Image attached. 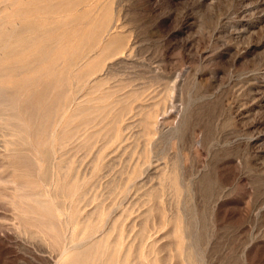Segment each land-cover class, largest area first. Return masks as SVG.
<instances>
[{
  "label": "rangeland",
  "instance_id": "374dc122",
  "mask_svg": "<svg viewBox=\"0 0 264 264\" xmlns=\"http://www.w3.org/2000/svg\"><path fill=\"white\" fill-rule=\"evenodd\" d=\"M94 2H102L101 7L108 9L104 32L122 33L123 45L128 46L124 53L107 58L101 65L97 76L104 83L96 93L112 89L108 101L115 102L127 91L141 87L143 93L138 102L152 103L151 106L155 104L156 108L160 105V120L154 133L138 136L140 126L134 121L139 114L129 112L122 120L126 138L122 146L104 143L97 137L100 140L95 139L88 149L81 146L82 138L77 136L59 147L54 155L49 145L43 147L38 143V151L36 149L35 142L41 132L38 123L41 119H38L42 113L40 110L37 113L35 96L29 99V94L25 97L28 101L17 99L19 109L6 110L7 113L0 107V264H56L62 248L74 244L72 232L76 231L77 238H83L87 232L84 219L98 205L107 210L104 215L107 221L96 220L101 228L104 225V229L110 227L112 219L114 222L118 219L119 229L127 227L125 244L120 251L117 248L115 257L133 245L132 253L144 250V260L148 264L155 259L161 264H264V0ZM49 24L46 27L56 26L51 23L52 27H49ZM35 27L38 32L37 23ZM34 32L29 33L31 38L41 35V32ZM106 36H109L108 32ZM17 65H14L16 69L11 66L13 70L2 69L0 74L6 72V78L11 77L13 84L21 86L17 79L23 72H28L31 65ZM18 68L21 69L19 74ZM13 76L18 77L14 79ZM17 85L0 90V103L12 100ZM87 89L82 87L75 92L81 95ZM114 105L118 107L119 103L116 101ZM165 108H168L166 113ZM12 114L25 120L28 116V127H21L28 120L22 122L24 119L17 116L15 120ZM61 128L60 125L57 133ZM142 149L144 152L148 149L153 158L152 161L150 157L152 165L159 162L166 165L167 180L160 183L163 175L160 176L161 171L153 166L142 174L143 183L132 184L129 195H123L120 191L122 183L116 184L122 179H116L119 182L115 180L114 183L110 178H125L128 175L126 168L132 167L130 163L134 164L133 160H137ZM33 156L40 160L35 163ZM58 158L63 163L69 160L71 163L64 164L73 166H70L74 170L70 169L73 173L70 178L75 176L79 185L84 183V188L81 185L84 194L80 199L65 195L63 169L58 167L57 170ZM39 161L44 164L41 170ZM97 163L100 170L95 171ZM158 186L159 194L150 199L149 192ZM110 188L118 191L115 194ZM25 195L54 198L62 211L58 213L57 221H61L63 233H66L65 245L64 242L60 247L54 244L37 214L23 201ZM21 208L23 211L28 208L27 213ZM141 226L147 232L143 238L138 235ZM101 228L93 236L99 237ZM111 230V233L115 231ZM112 234V237L116 236V232ZM118 257L115 262L119 264L121 258ZM100 264H105V260Z\"/></svg>",
  "mask_w": 264,
  "mask_h": 264
},
{
  "label": "bare ground",
  "instance_id": "6f19581e",
  "mask_svg": "<svg viewBox=\"0 0 264 264\" xmlns=\"http://www.w3.org/2000/svg\"><path fill=\"white\" fill-rule=\"evenodd\" d=\"M94 1L95 0H0V73L2 74V69L5 71H6V69L8 70V68L13 70L14 65H17L19 63H21V67H25L26 65H31V68L27 70L28 72H26V73L23 72L21 74V76L19 77L20 79L19 78L17 79L18 76H15L17 81H19V84L21 85V86L17 85L18 83L16 82L17 83L16 85L19 87V88L17 87V89H16L17 92L15 91L14 88H10V89H14V91H15L14 93H16V94L13 95V93H12V95H13V98L15 96L16 99L12 98V100L9 99L10 102H7V101L3 102V103L1 102L0 107L2 108L3 112H4V110L5 111L6 110L13 111L12 109H15L17 107V102H18L17 99L23 100L21 98H24V100L28 101V99H25V97L26 98L29 97V94H30L29 99L31 98V96H35L37 98V107H38L37 113H38V110H40L42 113V114L40 113L42 117L38 119V120L41 119V121H40L41 123L38 122L39 124H41V125H39V126H41V132L39 133V138H38L39 140L37 139L38 141L35 142V143H37L36 144L37 145V148H36L37 151H38V147H39L38 145L39 144H42L43 147H44V145H49L51 152L55 155L57 150L59 151V147L64 146L65 143H67L68 141H71L72 139H74L77 136L82 138V139H80L81 140V146L84 148L90 147L93 144V141L95 139H99V138H102L104 140V143L110 142L111 145H115V146L119 147L120 145L122 146V144L124 143V141L126 139L124 136V132H123V130H124L123 128L125 127V125H124V123H122V120L127 113L134 112V115L139 114L138 115L139 118H137V120L134 121V123H136L137 125L140 126L138 128V129H140L138 131L139 135L137 134L138 136H140V135L144 136L145 134L148 136L152 132L154 133L155 132L154 131L155 126L158 123V121L160 120V119L158 120V116L160 114L159 111L161 110L160 105H159V107L156 105L159 108L158 109L155 107L154 103H153L154 106H151L152 103H147V104L142 103L141 104L138 102L137 99L140 98V96L143 93V90L140 89L141 87L139 89L135 88V89L129 90L124 94L122 93L123 95L121 96V98H118V100H116L117 104L119 103L118 107L116 105H114V103L116 101L115 102L111 101V100L108 101V98L110 97V95L113 92L112 89H107V90H105L99 94L96 93L97 89H99V87H101V85L104 83L103 82L104 80L97 76L98 70L100 69L101 65L105 62V60L107 58H109L111 56L118 55L120 53H124L128 49V46L123 45L124 44L123 43L124 36L122 35V33L115 32V31L113 33V32L107 31L109 36H106L107 32L106 33L104 32V28L106 27L105 26V24L107 22L106 19H108L107 17L109 16L108 12H107L108 9L104 8L105 9L104 10L103 6L101 7L102 2L99 3V2H94ZM36 20H37V22H36ZM36 23H37V30H38V32H41V33H39L41 35H39V37L37 36V37L31 38V36H29V33L32 31L37 32L35 30L36 29V27H35ZM47 23H50L49 27H50L51 23H55L56 26L52 27V25H51L52 28H48V27H46ZM17 25H19V26H17ZM108 30H109V28H108ZM38 32H37V34H38ZM26 33L28 35H25ZM14 61H17V64ZM11 66H13V68ZM18 67L20 68V66H18ZM14 69H16V67ZM18 69L16 71H18ZM20 70L21 69H19L18 74L20 73ZM22 70H24V69H22ZM9 73H7V74H9ZM1 74H0V90H3L5 88H7L9 90V87L12 85L14 86L15 84H13L14 82L11 79V77L6 78L5 77L6 74L5 75L3 74L4 76L3 75L2 76L5 77V79H7V80H5L4 78H2ZM10 75H11V73H10ZM15 77H14V79H15ZM82 87H84V88L87 87L88 89L86 90L85 93H82L81 95L77 94L76 92L79 91V88L81 89ZM7 89H6V91H8ZM124 90H125V88H124ZM2 94H4V93L2 92ZM135 100H137L136 103H134ZM157 102L158 101H155V103H157ZM19 105L20 104L18 103V107H17L18 109L20 107ZM31 108H32V105H31ZM167 109L168 108L164 109L165 113L167 112ZM27 110L25 109L26 112H27ZM5 113H7V111ZM15 114H17V112ZM27 114H28V112H27ZM17 115H13V117L15 116V120H16ZM56 115L58 117H56ZM18 118H20V117H18ZM21 118H22V116H21ZM21 118H20V120L24 119V118H22V119ZM27 118H28V116L26 117V120H28ZM5 119L8 120L7 117ZM10 119H11V116H10ZM74 119L77 121L73 123L72 121ZM26 120L24 119V120H22V122L26 121ZM3 121L4 120H2V122ZM20 122H18L19 127L21 125V124H19ZM29 122H30L29 120H28V122L27 121L25 123L23 122L21 127H23V128L28 127L27 123H29ZM33 122H32V124H33ZM0 123H1V121H0ZM11 124H12V122H11ZM131 124H132V122H131ZM13 125H15V124H13ZM60 125L62 126L61 131H60V133H57V131H58L57 129ZM31 126L33 128L34 124ZM32 128H30L29 131H31ZM37 128H36V130H37ZM22 130H25V129H22ZM26 130H28V129H26ZM12 131L14 133V130H12ZM17 131H15V132H17ZM29 131H28V133H29ZM134 133H133V135H134ZM22 134H24L23 131H22ZM27 135H29V134H27ZM27 135L24 136V138L25 137L27 138ZM15 136H17V135H15ZM21 136L22 135H20V136L18 135V137H20V139H23V138H21ZM97 137H99V138H97ZM10 140H11V138H10ZM29 140L31 141L32 139L30 138ZM16 141H18V139H16ZM18 142H20V141H18ZM28 144L29 143H27V145ZM34 147H35V145H34ZM102 148H103V146H102ZM145 148L143 147V149H145ZM39 149H40V151H42L41 148H39ZM143 149H142V152L139 151L140 152V153H138L139 157L138 158L136 157L137 160H135V161L133 160L134 164L131 165L132 162L130 163V166H132V167L130 169L126 168L127 170H125V172L128 171V175L126 174L127 175L126 176L123 173L126 176V177L124 176L125 178H122V177H120V178L119 177L118 178L112 177L113 179L110 178L111 179L110 182L113 181L114 183H115L116 179H119V181L122 179V182H119L118 180H116V182L117 181L119 182L116 184L122 183L120 191L123 192V195H127V194L129 195V192H130L129 188H132V187H130L132 184L135 185V184L143 183L145 180H143L144 178H143L142 174H144L146 169L148 170L149 168H151L153 166L154 167L156 166L157 169H159L161 171L160 176L163 175L162 176L163 180H161L162 182L159 180L160 183H164V179L167 178L165 175L166 174V169H165L166 165H162V162H159V163L152 165L153 164V162H152L153 158L150 156L148 149H147V151L145 150V152L143 151ZM45 150H46V148H45ZM100 151L101 150H98L97 153L99 154ZM39 152H37V153H39ZM41 153H43V152H41ZM110 153H112V152L110 151ZM157 153H156V155H157ZM98 154H96V155H98ZM99 155L102 156V153ZM41 156H42V154H41ZM158 156H160V155H158ZM37 157L38 156H33V158L35 159L33 161L35 163H36V161L40 160V158H37ZM56 157H60V156L56 155ZM102 157L104 158V156H102ZM150 157L152 158V161H151ZM48 158H49V156H48ZM58 160L60 161V163ZM58 160H57L58 166L57 165H55V166H57V170H59L58 167L61 169V171L63 169V175H64L63 177L65 179H64V184H63L62 189L66 192L65 195L70 196L74 200L80 199L84 194V189H82V187H81L82 183L79 185V183H78L79 180L77 178H75V176L72 177V179L70 178V176L73 174V173L71 174L70 169L73 166L69 165V163L64 164V163L70 162L69 160L68 161L65 160L64 163L62 162V160H60V158H58ZM41 161H39V164H38V167L40 170L44 168V164ZM73 162H75V161H73ZM99 162L100 161H98V163ZM98 163H97V165H94V167H96L95 171H98L99 164H103L104 162L99 163V164ZM94 164H96V162ZM125 164H127V163H125ZM32 165H34V164H32ZM18 166H21V164ZM109 167H111V166L109 165ZM23 168L25 169V167H23ZM157 169H156V171H157ZM115 170H116V168H115ZM26 171H27V169H26ZM29 171L30 170H28V172ZM35 171H36V169H35ZM71 171H72V169H71ZM120 171H122V169ZM58 172H57V174L60 175L59 174L60 172L59 173ZM57 174H56V177H57ZM94 174H96V173H94ZM97 174H98V172H97ZM167 174H168V172H167ZM75 175H77V174H75ZM119 175H120V172H119ZM25 176H27V175L25 174ZM95 176H97V175H95ZM100 176H102V175H100ZM116 176H118V175L116 174ZM121 176H123V175H121ZM85 177H87V176H85ZM159 178H161V177H159ZM37 179H34V181H36ZM172 179H173V177H172ZM29 180H31V179H29ZM60 181H62V179H60ZM23 182H22V184H23ZM27 182H29V181H27ZM82 182H84V181H82ZM108 182H109V180H108ZM51 183H52V181H51ZM106 183H107V181H106ZM59 184H62V183L59 182ZM108 184L109 183H107V185ZM162 185H160V188L162 187ZM174 185H176V184H174ZM25 186H27V185H25ZM82 186L84 188V183ZM110 187H112V185ZM113 187H114V185H113ZM118 188L119 187L117 186V189ZM110 189H113V188H110ZM175 189H177V186H175ZM113 190H115V189H113ZM116 190H115V194H116ZM113 192H111V193H113ZM146 192H147V190H145V194H147ZM159 192H160L159 186L151 189V191L149 192V194L152 195L150 197V199L153 196H157L159 194ZM115 194H114V196H115ZM34 195L33 196L31 195L30 197H26V195H25V200H23V199L22 200L25 201V203H27L29 205L28 207H30L29 208L30 210L32 209L37 214L36 217L40 221L41 226H43V228L46 229L48 234L53 238L54 244L57 245V247L58 246L60 247L61 243L64 242L63 241L64 239L67 241V237L64 238V235H66V233L65 234L63 233V227H62L61 221L60 220L57 221L58 220L57 215H58V213H60L62 211H60V209L57 207L56 202H55L53 197L50 196V198H46V199L43 198L42 199V198L37 197V196L35 197ZM21 197L23 198V196H21ZM21 197H20V199H21ZM70 197H69V199H71ZM143 198H144V196H143ZM18 204L20 205L19 202H18ZM157 204H155V205H157ZM23 205H20V206L24 207ZM21 210H22V208H21ZM27 210H28V208L26 210L24 209L25 212ZM153 210H154V208H153ZM105 211L107 212V210H105L101 205H98L90 214H88V217L86 219H84L85 220V228L87 229V232H85V235L83 236V238H80V239L77 238L78 236L75 233L76 231L72 232V234H71L72 238H73V240H75L74 244L72 246L69 245L71 247L64 246L62 248L61 253H60L61 255H58L60 258L56 262V264H100L101 261H103V260H105V264H115V263L118 264V262H115V260L118 256L115 257V255H116L117 251H120V248H122L123 244H125V243H123L124 238H125L124 230H126L127 227L124 230L119 229V225H118L119 222H118V219L116 218L117 220L115 222L112 219V223L110 224V227H107V229L106 228L104 229V227H105V225H104L103 228H101L100 224L96 220L98 218L101 219V222H102V220H106L107 217L104 216L106 214ZM108 212H110V211H108ZM121 214H123V213H121ZM109 215H108V217H109ZM95 216L97 217L96 219H95ZM178 216H180V215L178 214ZM67 219H69V218H67ZM179 221H180V219H179ZM66 222H67V220H66ZM66 222H65V224H66ZM68 223L69 222H67V224ZM69 224H71V223H69ZM40 228H42V227H40ZM98 228L102 229V233L100 234L99 237L97 236L98 237L97 238V237H95L96 235L94 233L98 230ZM111 229L115 230V231H113V232H116L115 237H112L113 232L111 233V231H112ZM139 229H140V227H139ZM174 232H176V231H174ZM144 233H147V232L145 230V227H142L140 232H138V235L142 237L144 235ZM181 233H182V231H181ZM93 234L95 236H93ZM176 234H177V232H176ZM68 238H69V236H68ZM69 239H71V237ZM175 240H177V239H175ZM66 241L63 243L64 245H65ZM136 242H137V240H136ZM147 245H148V243H147ZM180 245H181V243H180ZM132 246H131V249L128 248V249H126L125 252L123 251V252L119 253V257L121 258V263H119V264H148V261L144 260V257L146 256L145 255L146 253H144V250L142 251L141 249H139V251L136 252V254L135 253L133 254L132 248H134V247H132ZM117 248H118V250H117ZM181 248H179L178 251H181ZM59 250H60V248H58V251ZM123 250H125V249H123ZM134 259H135V261H134ZM118 260L119 259H117V261ZM159 262L160 261L155 259V260H153L152 264H159ZM160 264H161V262H160Z\"/></svg>",
  "mask_w": 264,
  "mask_h": 264
}]
</instances>
